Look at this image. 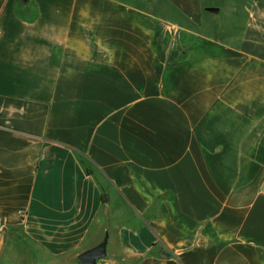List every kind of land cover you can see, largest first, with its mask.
Listing matches in <instances>:
<instances>
[{"label":"crops","instance_id":"crops-1","mask_svg":"<svg viewBox=\"0 0 264 264\" xmlns=\"http://www.w3.org/2000/svg\"><path fill=\"white\" fill-rule=\"evenodd\" d=\"M264 264V0H0V264Z\"/></svg>","mask_w":264,"mask_h":264},{"label":"water","instance_id":"water-1","mask_svg":"<svg viewBox=\"0 0 264 264\" xmlns=\"http://www.w3.org/2000/svg\"><path fill=\"white\" fill-rule=\"evenodd\" d=\"M107 239L100 245L84 252L79 256L81 264H97V261L106 256Z\"/></svg>","mask_w":264,"mask_h":264}]
</instances>
